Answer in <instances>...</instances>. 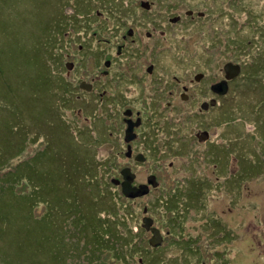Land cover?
<instances>
[{"label": "flooded vegetation", "instance_id": "af4514ba", "mask_svg": "<svg viewBox=\"0 0 264 264\" xmlns=\"http://www.w3.org/2000/svg\"><path fill=\"white\" fill-rule=\"evenodd\" d=\"M244 1L53 2L45 41L60 58L58 81L59 75L75 81L72 93L69 84L57 83L58 103L74 106L85 121L74 112L77 145L89 143L85 184L96 183L98 167L110 196L139 206L136 231L147 237L148 247L141 244L148 251L139 249L136 264H224L226 236L240 235V209L232 226L225 220L241 198L242 164L240 137L226 138L224 102L243 69L236 61L240 45L264 38L247 18L251 31L238 43L225 42L224 21L238 31L251 12ZM216 49L228 60L217 61ZM261 60L256 73L264 75ZM226 64L238 65L239 75L226 79ZM254 147L262 159L264 141ZM100 154L104 164L97 166ZM62 171L63 184L77 187L76 168ZM129 186L142 194L133 196Z\"/></svg>", "mask_w": 264, "mask_h": 264}, {"label": "rangeland", "instance_id": "374dc122", "mask_svg": "<svg viewBox=\"0 0 264 264\" xmlns=\"http://www.w3.org/2000/svg\"><path fill=\"white\" fill-rule=\"evenodd\" d=\"M263 1L245 0L244 3L252 5L254 2V5L260 7L264 6ZM53 2L54 0H0V203L5 205L13 198L12 209L16 212L17 219L22 218L18 225L24 226L25 229L29 219L32 223L34 218L47 221L42 222L44 226L41 227V230L47 228L46 237L37 235L32 228H28L32 232L30 239H40V246L32 245L33 241L30 240L28 244L32 246L26 249L24 247V254L14 258V263L22 261L23 264H136L140 256L139 249L143 246L137 241L140 232L133 240V248L132 243L127 240L122 246V241L118 238L113 250L103 252L107 249L106 243L102 241L97 245L87 227L82 232L69 225V220L65 221V205L60 203L62 208L56 213V209L58 211L60 208L49 201L46 195L38 197L33 194L42 187L31 177L34 159L38 161L41 157L46 158L43 165L37 166L45 165L48 172H52L58 165L73 166L77 171V187L61 186V198L71 201L75 198L78 201L83 199L86 208L90 209L93 197L105 196L104 200L113 201L114 210L100 214L105 221L102 229L98 226L97 230L94 228L96 233L104 237L108 230L113 228L123 235L131 234L128 233L130 229L133 233L137 232L134 217H139L138 204L131 201L122 202L116 195L110 196L108 189L101 182L103 173L99 174L98 167L92 177L96 183L92 182L90 186L85 184L87 179L84 173L87 170L91 172V158L86 148L89 143L87 140L83 141L86 147H78L74 135L79 123L85 125V121L74 111V106L60 107L58 103L57 83L69 84L72 93L75 81L65 75H59L58 81L56 71L60 58L55 44L45 41V22L56 12ZM261 14L264 21V13ZM242 18L243 23L238 31L231 30L230 24L224 21L223 28L228 32L225 42L238 43L251 31L246 25L247 17ZM235 24L240 25L241 21ZM259 25L257 34L262 29V22ZM240 46L244 48L236 61L243 65V69L238 77V85L234 87L235 92H231L226 97L228 101L224 102L225 120L231 117L230 122L225 121L224 131L227 139L234 135L240 137L241 164H247L262 161L259 149L254 146L255 143L259 145L260 140L264 141V103L261 101L264 99V75L256 73L261 59L264 58V38L259 37L250 44L243 41ZM213 51L212 55L217 57V61L225 58L221 49ZM242 78H247L248 81L240 84ZM229 96L234 99L230 106L227 105ZM66 98L71 102L70 97ZM74 112L78 115L79 123ZM51 129L57 134H52ZM48 134L53 135L55 143L52 148L59 153L55 163ZM70 153H74L78 159H67ZM97 158L100 159L95 163L97 166L99 163L104 164V155H97ZM112 189L114 192L118 191ZM74 203L78 206L75 201ZM229 203L227 199L224 202L226 206ZM105 206L103 202L98 209L103 210ZM129 207L134 209L132 218L128 215ZM238 208L241 213L240 235L226 236L224 264H264V164L260 163V171L253 178L241 182V198L238 202H231L234 212H226V225L232 226L237 221L235 211ZM4 209L0 208V214H8ZM51 212L54 214L55 228H51L45 218V215L51 217ZM93 215L94 213L89 211L86 217ZM123 215L128 218L126 225L122 220ZM8 216L12 218L10 214ZM73 225L77 227L76 224ZM98 251L101 259L95 260L94 256ZM114 253L119 254V259L120 256L122 259H117Z\"/></svg>", "mask_w": 264, "mask_h": 264}, {"label": "trees", "instance_id": "16d2710c", "mask_svg": "<svg viewBox=\"0 0 264 264\" xmlns=\"http://www.w3.org/2000/svg\"><path fill=\"white\" fill-rule=\"evenodd\" d=\"M261 1V0H260ZM254 3V2H253ZM252 3V5H250V9L251 12H249L248 14V19L251 20V24L252 26L255 28V34H257V28L260 27L259 23L262 22V29L259 31L258 35H264V21H263V16L261 13H264V6H257L254 5ZM264 3V1L262 2ZM248 5V4H247ZM259 7V8H258ZM259 37V36H258ZM244 93H248V92H244ZM264 103V99L261 100ZM228 108V107H227ZM42 116V115H41ZM39 116V118L41 117ZM226 122H230L231 121V117H229L228 119L225 120ZM51 133H55V130L51 129ZM52 134H48L50 139H51V148L52 145L55 143L54 141V137ZM43 150V149H42ZM44 152L46 150H43ZM37 153V151H36ZM52 153H53V160L54 163L56 162L59 153L56 150H53L52 148ZM36 156V154L33 156V158ZM67 159L69 160H75L78 159L77 156L74 153H70L67 156ZM46 158H39L38 161L33 162V169L31 171L32 173V179L37 181L39 184H41V189H37L36 191L33 192V194L37 195L38 197H45V195L48 197L49 201H51L52 203H54L56 206H58L60 209H56V213H58L61 210V205L60 203L63 204V206L65 205V207L63 208L64 211V218L65 221L67 222V220H69V222H67L69 225H72L74 229H79L80 231L84 232V229L87 227L89 229L90 235L91 237L96 241L97 245H100L103 242L106 243L107 245V249L103 250L107 251V250H113V248L116 245V240L119 238V241H122V246L124 244V242L127 240L128 243H133L134 238H136L138 236V232L133 233L132 230L130 229L128 233V235H123L121 232H117V230L110 229L108 230V234H105L104 237L99 236L96 231H95V227L97 230V226L101 228V226H103V222L105 221V218H101L100 214L101 213H111L114 210V203L113 201L111 202L110 200H104L105 196L103 197H93L92 201H91V208L87 209L83 199L82 201H78L75 198V202L78 204V206L74 203V201L71 200H65L61 198V192H60V187L61 186H66V187H74V186H67L63 184L62 178H63V171H62V167L63 165H58L55 167V169L52 172H48L45 165L44 166H40L38 167L37 164H44L45 163ZM262 161V165L264 164V156L261 159ZM48 161L51 162L50 159H48ZM259 162V161H258ZM258 162L254 161L252 163H247V164H242V168H241V177H240V184L243 180L249 178H253L254 175H256V173H258L260 171V165H258ZM71 168V166L67 167L66 166V170L69 171ZM35 184V182L33 183ZM90 186V185H88ZM40 191V193H39ZM13 198H11L5 205L0 203V208H5L3 211L10 214L12 216V218L10 216H8V214H0V264H23L22 261H18L17 263H14V258H17L18 256H21L24 254L25 249L32 246V245H36V246H40V239H38L37 237L31 238L32 232L30 231V229L28 228H32L34 233L37 235H43L44 237H46V230L47 228H44L41 230V227L44 226L42 225V222L47 223L46 219L44 221V219L41 218H34V223H32V220L29 219L28 220V224H27V229L24 228V226L22 225H18V223H20L22 221V218L17 219V214L14 211L13 208ZM104 202V205L106 204L105 207H103L104 209L101 210L102 208L98 209V206L100 204H102ZM57 207V208H58ZM129 213L128 215L130 216V218L133 217L134 214V209L132 210L129 207ZM89 211H92V213H94L93 216H87L86 214H89ZM31 214V212L29 213ZM54 214L53 212H51V217H48L45 215V218H47V220L49 221V225L51 226V228H55L53 226L54 224V218H53ZM123 221L126 225L127 223V216L123 215ZM31 222V223H30ZM73 224H76V226H74ZM29 226V227H28ZM71 227V226H70ZM64 232H67L64 230ZM89 235V237H90ZM86 240H90V238L85 237ZM110 238V240L108 241V239ZM32 240L33 244L29 245L28 242ZM137 241L138 243H142L145 244L146 247H148V242H147V237L144 235H140L139 238L137 237ZM25 247V249H24ZM24 249V250H23ZM142 249L144 251H148L146 248L142 247ZM133 251V249H132ZM116 258L119 259V254L114 253ZM100 252H97V255L94 256L95 260H99L101 259L100 256ZM123 255V253H122ZM141 257H144V255H141ZM145 258L147 259V254L145 255ZM122 257L120 256L121 260ZM96 264V263H94ZM100 264H105L103 262H101Z\"/></svg>", "mask_w": 264, "mask_h": 264}, {"label": "water", "instance_id": "95a60500", "mask_svg": "<svg viewBox=\"0 0 264 264\" xmlns=\"http://www.w3.org/2000/svg\"><path fill=\"white\" fill-rule=\"evenodd\" d=\"M224 71L226 73V79H230L232 77H236L240 73V68L237 65L226 64L224 66ZM231 71H232V76H229V73H231ZM218 86H221V88L223 89V93L226 92V83H223L222 85L219 84ZM129 188L131 190H133V192H135V194H133V196H137V195L142 194V192H139V189H134V188H131L130 186H129ZM152 239H153L152 244H154L155 241H158V234L155 231H154Z\"/></svg>", "mask_w": 264, "mask_h": 264}]
</instances>
